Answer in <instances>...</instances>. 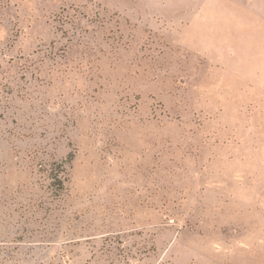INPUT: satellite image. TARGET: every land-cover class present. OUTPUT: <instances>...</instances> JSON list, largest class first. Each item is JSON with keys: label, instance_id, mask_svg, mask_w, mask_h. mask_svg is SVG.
Here are the masks:
<instances>
[{"label": "rangeland", "instance_id": "rangeland-1", "mask_svg": "<svg viewBox=\"0 0 264 264\" xmlns=\"http://www.w3.org/2000/svg\"><path fill=\"white\" fill-rule=\"evenodd\" d=\"M253 263L264 0H0V264Z\"/></svg>", "mask_w": 264, "mask_h": 264}, {"label": "crops", "instance_id": "crops-1", "mask_svg": "<svg viewBox=\"0 0 264 264\" xmlns=\"http://www.w3.org/2000/svg\"><path fill=\"white\" fill-rule=\"evenodd\" d=\"M256 257H257V256H254V259H256ZM253 264H255V263H253Z\"/></svg>", "mask_w": 264, "mask_h": 264}]
</instances>
